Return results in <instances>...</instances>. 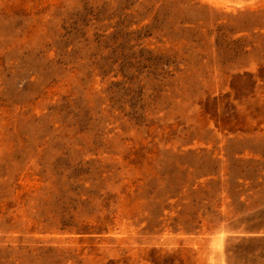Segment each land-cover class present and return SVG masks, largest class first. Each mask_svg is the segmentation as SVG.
Listing matches in <instances>:
<instances>
[{"label": "rangeland", "instance_id": "rangeland-1", "mask_svg": "<svg viewBox=\"0 0 264 264\" xmlns=\"http://www.w3.org/2000/svg\"><path fill=\"white\" fill-rule=\"evenodd\" d=\"M0 264H264V0H0Z\"/></svg>", "mask_w": 264, "mask_h": 264}]
</instances>
